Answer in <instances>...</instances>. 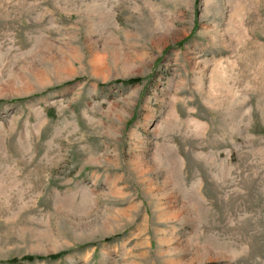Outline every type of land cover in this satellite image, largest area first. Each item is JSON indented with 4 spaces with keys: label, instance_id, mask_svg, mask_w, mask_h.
<instances>
[{
    "label": "rangeland",
    "instance_id": "obj_1",
    "mask_svg": "<svg viewBox=\"0 0 264 264\" xmlns=\"http://www.w3.org/2000/svg\"><path fill=\"white\" fill-rule=\"evenodd\" d=\"M0 264H264V0H0Z\"/></svg>",
    "mask_w": 264,
    "mask_h": 264
}]
</instances>
